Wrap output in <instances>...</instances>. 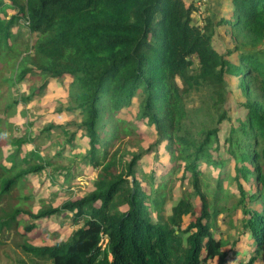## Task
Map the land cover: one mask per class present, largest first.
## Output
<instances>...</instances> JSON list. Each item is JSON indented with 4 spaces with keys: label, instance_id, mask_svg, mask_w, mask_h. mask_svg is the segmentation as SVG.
<instances>
[{
    "label": "trees",
    "instance_id": "1",
    "mask_svg": "<svg viewBox=\"0 0 264 264\" xmlns=\"http://www.w3.org/2000/svg\"><path fill=\"white\" fill-rule=\"evenodd\" d=\"M12 1L16 13L4 18L0 13V62L7 60L10 69L8 76L0 75V89L26 76L45 77L25 98L29 101L43 93L46 79L69 78L68 110L82 117L80 129L88 139L82 163L98 172L94 190L77 201L43 208L35 216L7 212L9 201L20 192V178L56 163L42 158L47 162L38 164L41 159L34 153L21 160L19 152L9 154V165L0 162V238L12 232L22 235L17 229L22 214L39 220L70 213L72 224L82 225L66 241L51 247L23 241L21 251L40 264H201L215 258L224 264L226 244L215 239L213 230L234 196L243 214V231L254 241L255 251L263 247L264 0H229L218 20L206 3L198 12L202 0ZM21 21L37 36L27 56L21 55L17 35L11 32ZM223 29L232 47L222 52L217 45ZM139 96L143 100L137 119L154 128L156 140L123 162L118 149L109 153L107 148L119 132L134 134L133 124L117 115ZM193 96L201 99V107L189 108ZM14 103L0 112L10 111ZM53 128L44 130L40 139ZM220 143L228 154L224 162L214 158ZM161 146L180 164L156 187L150 173L147 194L137 177H147L140 161ZM224 163L232 166L234 175L219 174L211 187L201 165L215 168ZM177 171L191 190H185L164 217L165 180ZM226 180L234 193L223 190ZM189 215L194 220L183 227Z\"/></svg>",
    "mask_w": 264,
    "mask_h": 264
},
{
    "label": "rangeland",
    "instance_id": "2",
    "mask_svg": "<svg viewBox=\"0 0 264 264\" xmlns=\"http://www.w3.org/2000/svg\"><path fill=\"white\" fill-rule=\"evenodd\" d=\"M194 2V0H186V3ZM201 1V0H200ZM18 3L21 0H17ZM229 0H202L198 5V12L205 10L206 4L210 6L211 15L214 20H218L221 15L225 14L223 6L227 5ZM206 3V4H205ZM223 3V4H222ZM222 4V5H221ZM205 5V6H204ZM10 6V7H8ZM17 7L11 0H2L0 7L1 17L4 15L8 17L14 15ZM195 21L200 23L197 16ZM223 31L218 34L217 47L223 52L232 47V43L228 35ZM226 31H228L226 29ZM11 32L17 35L16 45L19 48L21 55H28L31 52L33 44L37 41V36L28 32L27 26L23 21L13 26ZM7 60L0 62V75H9ZM196 66V61L194 68ZM43 76H26L21 82L12 84L8 82L0 89V109H4L6 105L15 102V106L10 111L0 112L1 132H0V151L2 158L0 162L9 165L6 162V157L13 153L19 152L18 160L25 158L26 154L31 151L44 164L47 160H54L55 165L46 166L38 173L27 174L20 179V192L15 195L14 200L10 202L6 211L22 210L29 212L35 216L43 208H60L65 202L77 201L94 190L93 183L97 176V170H92L88 165L82 163V158L85 154L88 139L82 134L80 124L82 117L78 112L69 111V89L71 80L69 78L56 81L46 79L45 89L43 93L34 97L29 101L25 98L29 97L33 91L40 88L44 83ZM143 100L139 96L132 100L129 107L122 109V112L117 115L120 120L130 122L133 124L134 134L125 135L118 133L115 142L108 146L109 153L118 149L119 158L123 162H128L133 153H137L140 149H147L156 140L154 128L148 126L145 121L141 122L137 119L138 106ZM189 108L201 107V99L198 96H193L188 103ZM7 113V114H6ZM54 126L45 133L42 139L36 140L34 143L32 138L38 137L45 132L47 128ZM126 127V124H123ZM226 126H223L225 129ZM75 133L72 143L67 141L71 138V134ZM225 136L222 131L219 134L221 142ZM26 140H28L26 142ZM21 143L18 148L17 144ZM33 143V144H32ZM218 154V155H217ZM225 149L220 143V149L214 154V158H220L223 162L228 158ZM42 158L44 160H42ZM177 164H180L176 162ZM176 163L167 154L164 147L159 148L158 153H149L140 161V169L146 173V178L139 173L138 179L141 180L143 190L148 194L152 186L156 187L160 178L170 172ZM23 168L26 166L23 165ZM205 175L208 178V183L214 186L216 178L219 174L229 173L234 175L232 166L224 163L221 167H205ZM154 173V182L151 186L147 179ZM68 175V176H67ZM181 172L177 171L171 179H166L168 183V190L166 191L168 201L164 210V217L170 214L171 207L177 202L185 190H191L187 180H181ZM130 180V178H129ZM223 190L234 193V189L228 184V180L223 182ZM30 197L27 200L24 198ZM7 201V202H8ZM193 206L196 208L194 214L198 215V200L193 201ZM223 204V203H222ZM235 197H230L226 203V212L218 216L213 236L216 240L221 239L225 242V247L222 249L226 254V262L224 264H247L250 260L251 264H264V244L261 249L255 251L257 247L249 234H245L241 226V219L243 214L237 209ZM255 210L260 207L254 205ZM27 214H22L17 217V229L22 234L18 236L14 232L9 235L5 233L7 238H0V264H40L33 257L21 251L19 244L23 241L30 246L35 247H51L60 242L66 241L69 236L75 232L82 223L78 225L72 224V215L70 213H63L60 216H52L47 219H36ZM195 217V216H194ZM193 215L183 218V227H186L190 221L194 220ZM154 220V215H152ZM24 227L29 229L25 233ZM105 242L102 243V246ZM201 264H219L218 259L215 258Z\"/></svg>",
    "mask_w": 264,
    "mask_h": 264
},
{
    "label": "clouds",
    "instance_id": "3",
    "mask_svg": "<svg viewBox=\"0 0 264 264\" xmlns=\"http://www.w3.org/2000/svg\"><path fill=\"white\" fill-rule=\"evenodd\" d=\"M39 137H40V135L38 136V138H39ZM33 139H34V138H32V140H33ZM32 144H33V143H32ZM30 153H32V151H31ZM30 153H29V154H30ZM27 155H28V154H26L25 156H27ZM104 242H105V241H104ZM104 246H105V245H104Z\"/></svg>",
    "mask_w": 264,
    "mask_h": 264
}]
</instances>
